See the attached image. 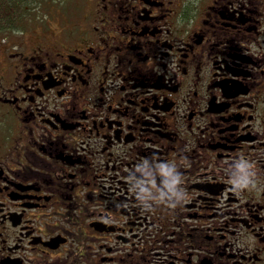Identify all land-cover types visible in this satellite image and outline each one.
Masks as SVG:
<instances>
[{"label":"flooded vegetation","instance_id":"obj_1","mask_svg":"<svg viewBox=\"0 0 264 264\" xmlns=\"http://www.w3.org/2000/svg\"><path fill=\"white\" fill-rule=\"evenodd\" d=\"M81 3L0 36V264H264V0Z\"/></svg>","mask_w":264,"mask_h":264},{"label":"rangeland","instance_id":"obj_2","mask_svg":"<svg viewBox=\"0 0 264 264\" xmlns=\"http://www.w3.org/2000/svg\"><path fill=\"white\" fill-rule=\"evenodd\" d=\"M35 8L37 10L27 13L30 18L29 23L27 22L28 25L24 27L27 30L40 28L48 20L60 22L68 17H76L82 12L84 6H82L81 0H47L46 2H42L41 6L36 5ZM2 34L0 33V36Z\"/></svg>","mask_w":264,"mask_h":264},{"label":"trees","instance_id":"obj_3","mask_svg":"<svg viewBox=\"0 0 264 264\" xmlns=\"http://www.w3.org/2000/svg\"><path fill=\"white\" fill-rule=\"evenodd\" d=\"M47 0H0V33L21 30L30 21L27 13ZM34 6V8H32ZM28 22V23H27ZM24 25V26H23Z\"/></svg>","mask_w":264,"mask_h":264}]
</instances>
